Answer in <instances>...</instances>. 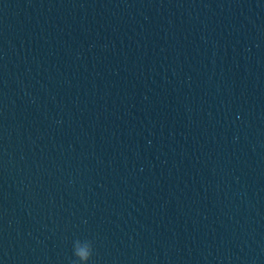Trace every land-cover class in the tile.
Segmentation results:
<instances>
[{"label": "water", "instance_id": "1", "mask_svg": "<svg viewBox=\"0 0 264 264\" xmlns=\"http://www.w3.org/2000/svg\"><path fill=\"white\" fill-rule=\"evenodd\" d=\"M264 264V0H0V264Z\"/></svg>", "mask_w": 264, "mask_h": 264}, {"label": "clouds", "instance_id": "2", "mask_svg": "<svg viewBox=\"0 0 264 264\" xmlns=\"http://www.w3.org/2000/svg\"><path fill=\"white\" fill-rule=\"evenodd\" d=\"M93 254L91 241L75 240L73 243V255L75 260L71 261V264H87L90 257Z\"/></svg>", "mask_w": 264, "mask_h": 264}]
</instances>
